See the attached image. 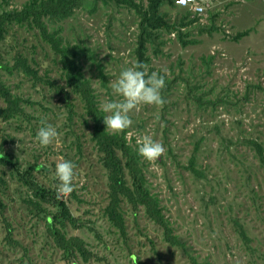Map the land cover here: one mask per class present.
<instances>
[{
    "label": "rangeland",
    "instance_id": "rangeland-1",
    "mask_svg": "<svg viewBox=\"0 0 264 264\" xmlns=\"http://www.w3.org/2000/svg\"><path fill=\"white\" fill-rule=\"evenodd\" d=\"M28 1L0 0V13ZM202 1L204 11L193 16L170 0L159 7L173 27L153 30L143 63L149 72L167 71L166 103L133 110L123 132L133 149L145 134L165 148L155 162L139 160L177 244L165 240L142 204L122 194L114 205L121 226L109 216V171L60 54L30 21L3 24L0 85L17 110L0 117V264H264V0ZM43 20L75 51L98 107L119 99L109 81L137 61L134 9L82 0L66 16ZM41 121L59 133L47 147L35 141ZM61 158L76 165L74 190L61 198L71 220L29 184L56 194ZM125 181L131 186L127 173ZM54 229L77 237L84 252L68 254Z\"/></svg>",
    "mask_w": 264,
    "mask_h": 264
},
{
    "label": "trees",
    "instance_id": "trees-1",
    "mask_svg": "<svg viewBox=\"0 0 264 264\" xmlns=\"http://www.w3.org/2000/svg\"><path fill=\"white\" fill-rule=\"evenodd\" d=\"M82 0H30L17 10L3 11L0 13V34L3 24L10 21H30L35 25L43 38L47 39L53 49L60 54V60L65 69V78L67 84L74 92H77L85 104L86 112L93 121V138L101 152L103 165L109 171L111 179V198L112 203L108 207L109 216L115 223L121 226L120 216L117 215L114 205L117 204L118 194L124 195L131 203H140L145 207L146 213L156 223L163 228L165 240L171 244H177L176 235L169 225V221L164 217L158 204V199L153 196L145 185V178L140 166L139 155L136 149H133L126 141L123 133L110 134L105 130L103 123L104 112L100 110L96 102V95L89 80L85 78L77 64L75 51H70L66 45H62L55 33H49L43 20L45 17L60 18L69 14L72 9L79 5ZM108 1V0H102ZM126 4L134 9L139 15V33L136 44L137 60L143 62L145 59V42L153 34V30L159 27L171 28L158 14L159 7L167 0H148L146 7H142L135 0H114ZM171 3L174 0H170ZM193 20V19H190ZM77 58V57H76ZM29 70V69H27ZM0 93L4 96L6 106L0 107V117L6 118L12 111L17 110V104L14 98H11L8 91L0 85ZM125 173L131 178V186L126 184ZM34 189V193L42 199L53 198L60 207V215L64 218L72 219L70 212L62 199H57V195L49 189L38 187L34 183H29ZM0 200V209L2 208ZM54 238L56 243L68 252L74 254L76 248L84 252L77 237L65 238L57 229H54Z\"/></svg>",
    "mask_w": 264,
    "mask_h": 264
},
{
    "label": "clouds",
    "instance_id": "clouds-1",
    "mask_svg": "<svg viewBox=\"0 0 264 264\" xmlns=\"http://www.w3.org/2000/svg\"><path fill=\"white\" fill-rule=\"evenodd\" d=\"M186 3V0H180ZM157 71H148V66L137 60L131 66L124 68L119 76L109 81L112 94L119 97L116 100H104L100 105V110L106 113L103 116L105 130L116 135L125 132L133 123L130 113L138 110L141 106L163 107L166 103L161 95L165 88V77ZM41 127L35 135V141L41 147H47L58 137L57 128L52 124L41 121ZM137 154L145 161L151 163L159 159L165 152L163 144L154 140L150 135H142L137 139ZM76 165L69 160L60 159L55 165L54 177L57 181L55 185L57 199L67 197L74 190L73 180L76 176Z\"/></svg>",
    "mask_w": 264,
    "mask_h": 264
},
{
    "label": "built area",
    "instance_id": "built-area-1",
    "mask_svg": "<svg viewBox=\"0 0 264 264\" xmlns=\"http://www.w3.org/2000/svg\"><path fill=\"white\" fill-rule=\"evenodd\" d=\"M174 4L178 7L189 9L192 16L201 14L205 9V4L202 0H186V3H181L180 0H174Z\"/></svg>",
    "mask_w": 264,
    "mask_h": 264
}]
</instances>
